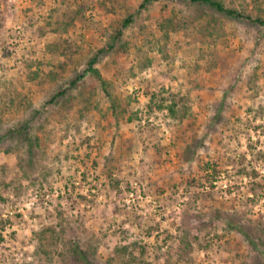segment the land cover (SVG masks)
Segmentation results:
<instances>
[{
	"label": "rangeland",
	"instance_id": "1",
	"mask_svg": "<svg viewBox=\"0 0 264 264\" xmlns=\"http://www.w3.org/2000/svg\"><path fill=\"white\" fill-rule=\"evenodd\" d=\"M222 1L264 20V0ZM95 55L109 94L91 73L68 86ZM0 137V264H264L262 25L180 0H0Z\"/></svg>",
	"mask_w": 264,
	"mask_h": 264
},
{
	"label": "trees",
	"instance_id": "2",
	"mask_svg": "<svg viewBox=\"0 0 264 264\" xmlns=\"http://www.w3.org/2000/svg\"><path fill=\"white\" fill-rule=\"evenodd\" d=\"M180 1L193 3V4L207 5L210 8H212L214 11H216L218 13H221V14L229 17V18L243 19V20L251 21L253 23H256V24L264 26V20L261 17L252 18L249 14H246V13H243L241 11H238L235 8L225 6V4H224V2L222 0H180ZM140 6H142V4ZM130 21H131V17L130 16L126 17L124 19V21H123V26H126ZM120 32H121L120 30L117 31V36H120ZM108 48H111L110 44L108 45ZM100 52H103V49H99L98 53H100ZM95 62H96V55L94 57L90 58V60L87 62V64H88L87 67L81 73H78V75H76L73 79H71L69 81V85L68 86L69 87L76 86V83L79 80H81L82 78H84L86 73H91L99 81V84L103 87L105 92L107 94H109L108 91L106 90L107 89L108 80L103 79L101 77V74L98 71V69L93 66ZM64 90L65 89H62L61 91L55 92L52 95L50 101H53L54 98H57V96L63 95L65 93ZM10 104H11V101H10ZM112 106H113V110H114V108L116 106V103L114 101L112 102ZM164 106L165 105L163 103H161V104L157 105V108L162 109ZM166 107L170 111V113L173 114L174 116L177 115L178 117L182 118V116H185L187 114L186 106L185 105H181V108L178 109V102L174 98H172L169 101V103L166 105ZM150 108L152 109L153 107L151 106ZM27 125L28 124L25 123L24 126L21 127V129L24 128ZM21 129L17 128V129H15V131H10V134H12L13 132H15L18 135L22 134V131H25V129L24 130H21ZM0 139H1V137H0ZM185 155H187V157H184V159L186 161H188L190 156L192 155L191 149L188 152H186ZM226 159L228 160V155H227ZM229 159H231V157H229ZM229 162H232V161H229ZM237 228H238L239 232L245 237V239L247 240V242L250 245L255 246V247L258 246V243L255 240V237L252 236L251 233H249L242 226H239ZM258 240H259V244H261L262 241H261L260 237L258 238ZM95 246H94L93 250L96 248ZM71 249H72V253L77 255V258L79 260H81L83 258L84 262H89L88 258H87V253L83 249H80L79 246H74L73 248L71 247Z\"/></svg>",
	"mask_w": 264,
	"mask_h": 264
}]
</instances>
